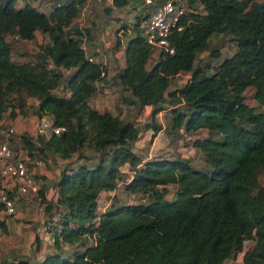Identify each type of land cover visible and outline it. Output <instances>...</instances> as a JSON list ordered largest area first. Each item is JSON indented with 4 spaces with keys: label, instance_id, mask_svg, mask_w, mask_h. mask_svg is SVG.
<instances>
[{
    "label": "trees",
    "instance_id": "16d2710c",
    "mask_svg": "<svg viewBox=\"0 0 264 264\" xmlns=\"http://www.w3.org/2000/svg\"><path fill=\"white\" fill-rule=\"evenodd\" d=\"M17 1L0 0V119L6 112L11 118L24 114L32 98L34 115L50 117L65 131L47 137L22 134V146L14 149L31 159L65 161L75 154L85 159L83 151L90 150L96 160L60 173L57 198L46 208L62 209L58 223L47 226L54 252L41 262L7 264H223L240 252L241 264H264V185L259 183L264 169V0H187L189 6L200 4L201 13L182 17V29L168 36L173 53L163 51L151 64V47L138 27L142 14L135 17L125 65L114 77L138 104L154 107L147 125L154 135L162 129L175 135L214 134L192 142L205 155L201 167L178 156L141 157L134 148L136 125L90 106L105 68L87 55L81 40L66 33L88 0H56L49 15L29 3L17 7ZM111 1L115 9L141 5L140 0ZM2 30H15L22 40L40 31L50 43L35 62L17 65ZM221 34L232 36L236 52L221 57L213 49L215 64H197L210 38ZM61 68L75 69L67 80L68 97L53 94ZM181 73L189 74L187 82L168 90ZM248 88L254 89L260 110L245 102ZM163 110L166 122L160 124L156 115ZM119 183L126 194L148 201L115 200L99 212L101 194L117 191ZM167 186L175 189L170 199L161 189ZM38 195L44 198L42 187ZM0 229L6 231L4 220ZM247 241L252 246L245 250ZM65 244L75 249L64 254Z\"/></svg>",
    "mask_w": 264,
    "mask_h": 264
},
{
    "label": "rangeland",
    "instance_id": "374dc122",
    "mask_svg": "<svg viewBox=\"0 0 264 264\" xmlns=\"http://www.w3.org/2000/svg\"><path fill=\"white\" fill-rule=\"evenodd\" d=\"M25 3H29L41 12L49 15L55 7L56 0H18L16 5L17 7H21ZM110 6L108 0H90L81 8L80 14L72 21L66 31L68 36L81 40L82 47L85 49L88 56L92 57L94 55L97 61L100 60L104 63L105 79L98 83L97 91L90 98V106L99 110L101 113L111 112L114 115L120 116L122 120L135 124L139 130V138L134 148L141 157L174 158L178 156L189 160L195 166H203L205 164V155L194 148L192 142L195 138L202 139L205 137H214V134L210 130H200L193 135H188L182 131L175 135L168 134L167 129H162L154 135L153 129L147 127L150 123L151 109H147L148 111L144 110L142 105L138 104L136 99L132 96L130 90L120 85L118 80L114 77L121 70L122 65H125L124 48L129 37L133 34L132 28L135 23V19L132 18V16L135 14L134 12L142 7L139 5L134 9L133 5H129L121 9H115ZM141 11H143V8ZM1 34L10 47L11 60L17 65L23 62H35L40 50L50 43L48 35L40 31H36L32 40H22L18 38L15 30H2ZM213 49H217L219 55L225 57L233 55L237 48L230 34H221L217 37L213 36L210 38L209 50L197 55V64H201V66H205L207 63L215 64V60L210 56V51ZM154 60L155 57H151L149 64ZM46 64L49 65L50 63L46 62ZM73 72L74 71H62L63 77L61 83L55 90L58 96L66 97L69 95L70 91L66 86V79L72 76ZM206 72L209 74L211 70L207 69ZM188 76V73H181L174 77L168 90L181 88L188 80ZM245 102L257 110L261 109L254 100L253 88H248L245 91ZM36 105L35 99L30 98L27 101L24 114L18 113L14 118H11L10 112H6L0 119L1 138L8 136V130L14 128V135L8 137L15 147L22 146L19 142L20 135L31 134L32 136H36L37 133L34 130V123L37 117L33 113V108H35ZM166 107H168V105ZM16 112L19 111L17 110ZM166 112L167 111H162L158 113L156 115V122L165 124ZM242 123L247 125L244 122ZM83 154L86 156L85 159H80L78 154H75L68 161L59 159L58 157L49 160H41V164L33 168L35 178L38 180L40 188L43 186L42 182H44L45 179L56 180V177H58V175L60 176L61 171L66 166H78L81 163L90 165L96 160V155L90 150H84ZM127 170L128 168H125L124 171L127 172ZM259 183L264 185V169L259 172ZM52 184L53 187H55V183L53 182ZM161 189L168 199L171 198L175 190L174 186L162 187ZM39 198L42 197L40 195L35 198L31 197L33 202H36ZM99 200V212H102L105 208L110 207L115 200L117 204H135L144 200L148 201V197L126 194L123 191L122 185H119L117 191L104 194ZM30 204L32 203L30 202ZM33 206L32 208H34ZM46 208L47 206H45V212H47ZM52 211L50 212L52 215L46 216V214L42 218L43 222L35 225L41 227L42 233L46 232L45 228L47 230V226L49 228V226H51L50 224L58 223L62 209L58 207ZM13 223H17L16 220H13ZM13 223L12 226L6 225L5 232L0 229V244L3 243V247L0 248V264L16 263L18 261L38 262L36 259L31 261L29 256L32 252L31 247L34 248L38 246L41 241L40 239L37 241L39 242L38 244L33 240L30 245V243H28L30 241V234L27 233V235L24 236L25 238H22L25 239L26 242L21 244V247H26L15 248L12 246L14 241L11 238L9 239L2 236V234H9L11 230L13 236H18L16 228L13 227L15 224ZM26 223L28 224L29 222L27 221ZM49 241H44V244L50 245L51 247L52 239L50 243ZM48 246H46V248H48ZM251 246L252 242L247 241L245 242L244 249L246 250ZM48 252L45 253L49 254L50 252H54V250ZM242 256L243 253L240 252L234 258L226 260L223 264H240Z\"/></svg>",
    "mask_w": 264,
    "mask_h": 264
},
{
    "label": "built area",
    "instance_id": "2783aa9c",
    "mask_svg": "<svg viewBox=\"0 0 264 264\" xmlns=\"http://www.w3.org/2000/svg\"><path fill=\"white\" fill-rule=\"evenodd\" d=\"M141 7L138 12L142 14L138 27L147 44L151 47V57H158L161 52L173 53L168 36L173 29L181 30L180 21L188 13L202 11L200 4L189 6L187 0H140ZM34 130L38 134L49 136L59 135L65 131L64 127H55L50 117L42 116L34 123ZM14 128L7 132L13 136ZM0 139V220L16 214L19 207V198L38 197L39 182L35 178L33 168L41 164L39 159H31L20 148L14 149L10 138ZM119 185H121L119 183ZM57 197V190H54Z\"/></svg>",
    "mask_w": 264,
    "mask_h": 264
},
{
    "label": "crops",
    "instance_id": "0c3cea01",
    "mask_svg": "<svg viewBox=\"0 0 264 264\" xmlns=\"http://www.w3.org/2000/svg\"><path fill=\"white\" fill-rule=\"evenodd\" d=\"M89 1L90 0H88V2ZM108 1H109V5H111L110 7H113L112 6V1L111 0H108ZM124 51H125V48H124ZM94 57L95 56L93 55L92 58L95 61H97ZM97 62H99V63L104 65V63L102 61H100V60H98ZM50 67H53V66L50 65ZM123 67H124V65H122L121 69ZM61 71H66V72H70L71 71L72 72V71H75V69L74 68H72V69H63V68H61ZM188 79H189V76H188ZM66 80H68V79H66ZM97 85H98V83H97ZM56 89L53 90V94L58 96L55 93ZM68 96H70V93H69ZM68 96H66V97H68ZM163 106L165 107L167 105L164 104ZM168 107H167V109H168ZM153 108H154L153 106L143 105V109L144 110L151 109V112H152ZM163 111H166V110H163ZM125 168H127V166L123 167L121 170L124 171ZM45 173L48 174L47 172H45ZM58 178H59V175H58V177H56V180H50V179L47 178V179L44 180V182H42L43 183L42 184L43 185L42 188H43L44 194H45L43 199L39 198V199H37L36 202H33L31 197L19 198V201H20L19 204L20 205L18 207V211L16 212V214H14L12 216H8V217H6L4 219L5 224L8 225V226L9 225L12 226L13 220L14 221L16 220V222H17V223H13V224H15L13 227L16 228V233L18 234V236H13L12 235V230L10 231L9 234H2V236H5L6 238H9V239L11 238L14 241V243L12 244L13 247H15V248L16 247L17 248L26 247V246H22L21 247V244L26 242L25 239H22V238H25L24 236L27 235V233L30 234L29 235V240L30 241L28 242V243H30V245H31L33 240H35L36 244L39 243V242H37L39 239L41 240L38 246L35 245L37 248L36 247H34V248L31 247L32 252H31V254L29 256L31 261H34L33 259H36V260H38V262H41L43 260V258L47 255V253H45V252H48V251L50 252L51 250H55L53 245H51V247H50V245L48 246L47 244H44V241H49V239L51 241L50 234L47 232L46 228H45L46 232L42 233L41 227L38 226V225L37 226H35V225L37 223L43 222V219H42L43 216H45L46 214H47L46 216L51 214L50 213L51 211L45 212V206L49 207V206L54 205V203H55V200H56L57 197L54 194L55 193L54 189L56 188V183H57ZM53 182L55 183V187H53V184H52ZM109 193H114V192H104V193L101 194V196L104 195V194H109ZM30 202L32 204H30ZM32 206L34 208H32ZM52 214H53V211H52ZM27 221L29 222L28 224L26 223ZM0 233H1V231H0ZM0 236H1V234H0ZM42 239H43V242H42ZM0 240H1V238H0ZM50 241H49V243H50ZM46 246H48V248H46ZM2 247H3V243L0 244V248H2ZM62 248H63L62 252L64 254H66V253L69 254L70 252H72L75 249L73 246H70V245H67V244L63 245ZM46 249H48V250H46ZM241 263H242V261H241Z\"/></svg>",
    "mask_w": 264,
    "mask_h": 264
}]
</instances>
